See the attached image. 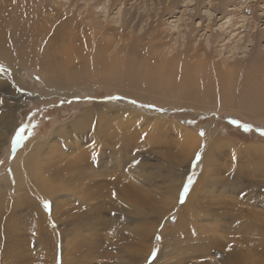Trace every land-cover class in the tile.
I'll use <instances>...</instances> for the list:
<instances>
[{
    "label": "rangeland",
    "instance_id": "374dc122",
    "mask_svg": "<svg viewBox=\"0 0 264 264\" xmlns=\"http://www.w3.org/2000/svg\"><path fill=\"white\" fill-rule=\"evenodd\" d=\"M257 1L0 0V264H62L64 249L67 264H153L156 254L155 264H264L263 104L251 93H208L202 80L149 85L144 74L155 69L150 59L162 66L163 57L172 70L206 52L208 65L263 66L264 38L257 49L249 42L264 32V10L259 20L252 13L264 9ZM128 61L140 67L137 79L105 74L106 63L128 72ZM33 155L43 178L32 189L53 179L63 185L62 168L84 155L99 173L121 162L122 181L138 194L119 190L112 199L106 184L107 192L86 197L88 206L101 203L93 210L61 190L58 210L44 203L48 222H36L31 205L40 196L19 176ZM127 163H135L130 178ZM171 163H184L179 180L166 178Z\"/></svg>",
    "mask_w": 264,
    "mask_h": 264
},
{
    "label": "bare ground",
    "instance_id": "6f19581e",
    "mask_svg": "<svg viewBox=\"0 0 264 264\" xmlns=\"http://www.w3.org/2000/svg\"><path fill=\"white\" fill-rule=\"evenodd\" d=\"M23 1H28V0H23ZM257 2H260L259 0ZM251 8V7H250ZM252 13L254 14V18L256 20H259L261 19V16L257 14V11H262L264 10L263 8L261 9H255V8H252ZM260 16V17H259ZM258 32V31H257ZM264 33V32H263ZM263 33H256L255 36L253 37L252 36V40H250L249 42L253 43V47L257 49L258 45L260 46V44H262L261 42L263 41ZM259 34V35H257ZM90 39V38H89ZM93 41H95V38H92L90 39V42L92 43ZM91 46H94L93 44ZM95 47V46H94ZM96 49V48H95ZM93 51V50H92ZM96 51V50H94ZM189 50H184L180 53V56L183 57L186 55V52H188ZM258 54H262V56H264V51L262 50H258L257 51V55ZM116 57V56H115ZM204 57V55H203ZM202 57V58H203ZM257 59V58H255ZM120 60V58H119ZM118 60V61H119ZM185 61H187L186 57L183 59ZM210 60V55L209 53H205V59L204 60H201L197 55H194L192 56L190 59H188V62L189 64H185V62L183 64H185L184 66H182V68L180 69H172L170 70V68H167L166 65H164L163 61H166L165 58L163 57H160V62L162 61V66H156V64L158 63V59L157 60H154V59H150V64L151 65V68L149 69H152V68H155L153 69L152 71L149 70L147 71L146 73V77L147 78L146 80L148 81L147 83L150 85H154L156 84L157 82H163V81H170L172 78L174 79H181L182 82H184L185 84H188V85H192L194 84V82H200L202 80V85H204V87H202L205 90L208 91V93H212L213 91H219L218 94L220 93H224V96L227 95L228 97H232V96H235V94L237 95L236 91L241 95L243 96H250V93L252 94L251 96H253L254 100L260 102V104H263L264 106V65L259 67V68H255V69H250L248 67H241V66H238L236 65L237 67H235L232 63H228V62H231V61H227V65L229 66H226L225 67H222L221 65H208V63H206V61ZM88 61V60H87ZM103 61V60H102ZM115 61V60H114ZM258 61V60H257ZM170 62V61H169ZM193 62V64H192ZM209 62V61H208ZM120 63V62H119ZM167 64L168 61H167ZM174 64V62H173ZM192 64V65H191ZM211 64V63H209ZM221 64V63H220ZM244 64V63H243ZM171 65V64H170ZM121 66V65H120ZM125 66V64H124ZM247 66V65H246ZM99 68V67H98ZM122 68V67H121ZM165 69H168L170 73L169 76H167V74L165 73ZM208 70V73H205L204 70ZM57 71V69H55V72ZM104 71H105V74L108 76L110 75H114L116 73H119L125 77H127V79H137L138 78V75H139V71H140V67L138 65H135V63H133L132 61H128L127 62V71L126 73H123V72H120V70L118 69L117 67V64L116 63H106L104 65ZM141 72V71H140ZM54 73V72H53ZM120 75V76H121ZM63 76V75H62ZM54 77V76H53ZM168 81V82H169ZM127 82V81H126ZM167 82V83H168ZM161 85V84H160ZM166 85V83H165ZM164 86V85H163ZM176 87V86H175ZM192 87V86H191ZM189 88V87H188ZM198 89V88H197ZM198 91V90H197ZM194 92V91H193ZM199 92V91H198ZM206 93V92H205ZM201 94V93H200ZM240 95V96H241ZM214 96V95H213ZM226 96V97H227ZM224 100V99H223ZM7 107V106H6ZM11 109V108H10ZM2 118V117H1ZM5 120L7 117H4ZM8 118H13L12 115H9ZM123 122V121H122ZM124 124V123H123ZM120 126V125H118ZM119 131H121V129H117ZM118 131V132H119ZM135 131V130H134ZM131 132V131H130ZM129 133V132H128ZM121 135V134H120ZM129 136V135H128ZM130 137V136H129ZM183 139L186 140L187 142L189 141V139H191V137L188 135V134H184L182 135ZM126 140V139H125ZM131 140V139H130ZM192 140V139H191ZM190 140V141H191ZM194 140V139H193ZM117 143H116V148L119 150V151H122L123 150V147H124V143L125 141L123 139H118L116 140ZM185 141V142H186ZM193 143V141H191ZM191 142H188L187 144H191ZM130 143V142H129ZM189 144V145H190ZM129 145V144H128ZM188 145V146H189ZM191 146V145H190ZM114 148V149H116ZM130 148V146H129ZM226 148V147H225ZM130 150V149H129ZM189 151V150H188ZM123 152V151H122ZM189 153V152H188ZM128 155V154H127ZM34 156V155H33ZM102 156V154H101ZM91 157V156H90ZM90 157H88L89 160H85L86 156L84 155H80L78 157L75 156V158L73 159L74 161H71L74 165L75 163L77 164L75 168L71 169V171H69V168H65L66 170H64V168H62V174L60 175L59 178L56 179V181H59L60 183H63V185H58L56 186L58 183H55L53 182V180H51L49 183H47L48 181L42 183L39 187H34L36 189V192L37 194L40 196V201L37 202V200L35 201L34 204L31 205V208H32V213H33V216H36L37 219H36V222L40 221L41 220H48L47 216L45 215L44 213V210H43V205L44 203H55L56 207L57 205H61V203H59L58 201V195L59 193H61L63 191L65 192H68L66 194L68 195H72L73 196H76L78 194L81 195V201H78L79 202V205L81 206H88V204L86 203L87 199L86 197L90 200L92 199V196L95 197L97 191L99 192H107L105 191V187L108 186L110 191L108 192H111V194L113 195H110V197L112 199H114L120 192L119 190H121V193L123 194H126V196L128 197L127 194H129L131 197L133 194H138V192H136V187H133L130 183V182H127L126 181H122V178L120 176V173H121V170H120V167H121V162L120 164H116V163H113V165H111V167L109 169H106L103 170V171H100V173L98 171H94V169L92 170L91 168V165H90ZM133 158V157H132ZM39 157L36 155L34 157H32V159H29V161L27 160V162H20V171H19V176L20 177H27V185L31 188L30 186V182L32 181H36L39 177H42V173L38 168L37 170H33V167H34V163H36V161H38ZM124 159V158H123ZM131 159V158H129ZM132 160V159H131ZM130 161V160H129ZM180 162V161H179ZM80 163V164H79ZM62 164V163H61ZM60 164V165H61ZM69 164V163H68ZM128 164V163H127ZM141 164V163H140ZM63 165V164H62ZM104 165V164H103ZM130 165L128 167V170L127 171H124L125 173V177L127 178H130L129 176H132L134 174L133 170H131V168H133V165H135V163H130L128 164ZM94 166V165H92ZM184 166V163H171V174L173 175H168L166 176V178L170 181L171 179H174V180H179L180 179V176H181V172H182V168ZM64 167V166H63ZM98 167V166H97ZM123 167V166H122ZM141 167V166H140ZM43 168V167H42ZM41 168V169H42ZM44 170V169H43ZM42 170V171H43ZM209 172L206 173V175L208 174ZM46 174V173H45ZM48 174V173H47ZM50 174V173H49ZM44 175V174H43ZM210 174H208V177ZM112 176V179H110L109 177ZM48 177V176H47ZM46 177V178H47ZM107 177V178H105ZM43 178V177H42ZM51 178V177H50ZM49 178V179H50ZM48 179V180H49ZM109 179V180H107ZM166 179V180H167ZM203 179V178H202ZM121 180V181H120ZM196 181H194V185H196V187L198 186L197 185V179H195ZM214 180V179H212ZM105 181H107V183H104ZM182 181V180H181ZM202 180H200L201 182ZM204 181V180H203ZM202 181V182H203ZM21 182V181H20ZM199 182V185H201ZM209 182V181H207ZM215 182V180H214ZM33 183V182H32ZM35 183V182H34ZM54 183V184H53ZM100 185H99V184ZM203 183H206V182H203ZM16 184V183H15ZM107 184V185H106ZM214 184V183H213ZM263 184V183H262ZM35 184L32 185V187L34 186ZM106 185V186H105ZM186 185V184H185ZM222 185V184H221ZM202 186V185H201ZM220 186V185H219ZM262 185L259 184L258 185V189H260ZM102 187H103V191H102ZM123 187V190L121 189ZM200 187V186H199ZM218 187V186H217ZM221 187V186H220ZM225 187V185H224ZM227 187V186H226ZM33 188V189H34ZM101 188V189H100ZM184 188V187H183ZM230 188V187H229ZM32 188L30 189L33 190ZM181 190V188H180ZM180 190H178V194L177 196L179 195V192ZM195 190V189H194ZM116 191V193H115ZM141 192V191H140ZM175 191H173L174 193ZM12 193V192H11ZM120 193V194H121ZM172 193V194H173ZM103 194V193H102ZM142 194V193H141ZM33 195V194H31ZM105 198L107 199L109 197L108 194H105ZM146 195V194H145ZM145 195L143 194V196L145 197ZM175 195V194H174ZM119 196V195H118ZM125 196V195H124ZM5 197L4 193H0V199ZM78 197V196H77ZM130 197V198H131ZM140 197V196H139ZM195 198V193H191L190 197L189 198ZM37 198V199H39ZM98 199L96 200H99L101 201L102 199V196H98L97 197ZM110 198V199H111ZM118 198V197H117ZM120 198V197H119ZM124 198V197H123ZM129 198V199H130ZM57 199V200H56ZM109 199V198H108ZM107 199V200H108ZM107 200H104L107 201ZM237 201V200H236ZM37 202V203H36ZM102 202V201H101ZM192 202V201H191ZM191 202L186 204V207L187 208H191L190 207V204ZM5 203V202H4ZM3 203V204H4ZM100 203V202H98ZM98 203H95L93 204L92 206H88V208H91L93 210H95V208H98ZM6 204V203H5ZM10 204V203H9ZM101 204V203H100ZM115 204H116V201H115ZM8 205V204H7ZM17 202L16 203H13V206L14 207H17ZM66 205V204H65ZM103 205V203H102ZM130 205V204H129ZM188 205V206H187ZM237 206V205H236ZM8 207V206H7ZM64 207V206H63ZM62 207V208H63ZM102 207V206H101ZM61 208V207H60ZM112 208V206H111ZM115 208V207H114ZM54 209H55V206H54ZM175 209V208H174ZM173 209V210H174ZM55 210H58V207L57 209ZM68 210V209H67ZM65 210V211H67ZM108 210V209H107ZM106 211V210H105ZM2 212V208H0V213ZM54 212V211H53ZM58 212V211H57ZM57 212H54L53 214H57ZM68 213V212H67ZM98 213V212H97ZM57 216V215H56ZM94 216V215H93ZM97 218L99 219V216L96 215ZM181 217V216H180ZM94 218V217H93ZM102 218V217H101ZM127 218V217H126ZM92 219V218H91ZM94 220V219H93ZM179 220L182 221V217L179 218ZM178 220V221H179ZM255 220V219H253ZM90 221V220H89ZM98 222V220H96ZM101 221V220H100ZM103 221V220H102ZM124 221V220H123ZM48 222V221H47ZM84 222V221H83ZM83 222L81 219H77V227H78V224L81 223L83 225ZM93 222V221H92ZM117 222V221H116ZM102 223V222H101ZM238 223V222H237ZM103 224V223H102ZM105 225V224H104ZM161 225V223H159V225L157 226V231H158V227ZM75 226V224H74ZM249 227V226H248ZM254 227V225H253ZM256 228V227H255ZM112 229V228H111ZM167 229L165 227H163L162 231L163 233H165L164 235H166ZM178 230V228H177ZM252 230V229H251ZM258 230V229H257ZM255 232V231H254ZM259 232V231H258ZM148 233V228L145 229V230H141V232L139 233V239L141 237V239H144L145 235ZM262 233V232H261ZM258 234V233H257ZM256 234V235H257ZM256 235H253V236H256ZM259 235V234H258ZM261 235V234H260ZM259 237V236H258ZM246 238V237H245ZM260 238V237H259ZM255 239V238H254ZM58 240V239H57ZM257 240V239H256ZM249 241V240H248ZM260 242V241H259ZM262 243V242H261ZM234 245V244H233ZM250 245V244H249ZM237 246V245H236ZM253 246V245H252ZM241 247V246H240ZM261 247V246H260ZM138 249V248H137ZM65 250V249H64ZM64 250H63V263L62 264H67L68 262V259H67V253L65 254L64 253ZM153 252V250H149V257L151 256V253ZM48 256V255H47ZM149 257L147 258V260L149 259ZM56 256H55V260H56ZM135 258V257H134ZM159 255L156 254L155 255V259H154V263L155 264L156 262L159 261ZM146 260V261H147ZM137 261V260H136ZM138 262V261H137ZM143 263V262H142Z\"/></svg>",
    "mask_w": 264,
    "mask_h": 264
},
{
    "label": "snow or ice",
    "instance_id": "6c2138e0",
    "mask_svg": "<svg viewBox=\"0 0 264 264\" xmlns=\"http://www.w3.org/2000/svg\"><path fill=\"white\" fill-rule=\"evenodd\" d=\"M133 103H135V101H133ZM233 123H236V121H233ZM242 127H244L245 130H248V127L246 125H242ZM260 134H261V136H264V130H262ZM22 139H23V137L18 135L17 139H16V143L18 144L20 142V140H22ZM192 183H193V180L191 178H189L187 184L183 188V194L181 196V203L184 202V196H186L188 194L189 187L192 185ZM45 207L47 208V207H49V205L45 204ZM153 255H155V253H153Z\"/></svg>",
    "mask_w": 264,
    "mask_h": 264
},
{
    "label": "crops",
    "instance_id": "0c3cea01",
    "mask_svg": "<svg viewBox=\"0 0 264 264\" xmlns=\"http://www.w3.org/2000/svg\"><path fill=\"white\" fill-rule=\"evenodd\" d=\"M255 183L260 184V183H258V181H256Z\"/></svg>",
    "mask_w": 264,
    "mask_h": 264
}]
</instances>
